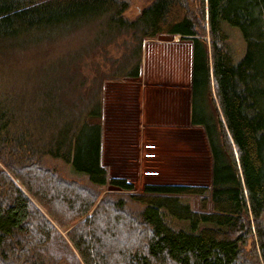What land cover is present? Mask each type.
Listing matches in <instances>:
<instances>
[{
  "label": "trees",
  "instance_id": "1",
  "mask_svg": "<svg viewBox=\"0 0 264 264\" xmlns=\"http://www.w3.org/2000/svg\"><path fill=\"white\" fill-rule=\"evenodd\" d=\"M129 8L130 0H0V264H264V0H154L135 19ZM80 31L91 32L90 49L131 36L132 53L109 81L140 77L146 39L191 41L188 114L208 145L209 186L137 191L111 177L103 85L83 106L69 103L68 59L42 71L49 79L38 95L31 78L5 75L17 51ZM48 158L87 182L61 176Z\"/></svg>",
  "mask_w": 264,
  "mask_h": 264
},
{
  "label": "rangeland",
  "instance_id": "2",
  "mask_svg": "<svg viewBox=\"0 0 264 264\" xmlns=\"http://www.w3.org/2000/svg\"><path fill=\"white\" fill-rule=\"evenodd\" d=\"M153 1L130 0L125 17L135 19ZM228 32L233 52L241 55L245 48L241 34L235 28ZM87 36L91 32L80 31L39 48L17 51L4 68L5 75L31 78V90L38 95L45 89L40 84L49 79L42 71L60 68L62 60L68 59L63 78L75 81L66 90L69 103L77 101L83 106L103 85L102 162L110 176L126 177L137 191L148 183L209 186L212 160L208 145L203 130L190 125L188 114L191 41L166 35L146 39L140 77L109 81L104 78L132 53L131 36L94 49L85 46ZM61 162L49 159L48 165L65 178L87 182Z\"/></svg>",
  "mask_w": 264,
  "mask_h": 264
},
{
  "label": "crops",
  "instance_id": "3",
  "mask_svg": "<svg viewBox=\"0 0 264 264\" xmlns=\"http://www.w3.org/2000/svg\"><path fill=\"white\" fill-rule=\"evenodd\" d=\"M180 37V36H179ZM104 117H105V115H104ZM103 142H104V139H103V135H102V156H103V147H104V144H103ZM104 165V164H103ZM106 167V166H105ZM107 168V167H106ZM108 169V168H107ZM109 171V170H108ZM110 174V173H109ZM111 177H113V178H125L126 179V177H124V176H111ZM128 180V179H127ZM129 181V180H128ZM129 182H131V181H129ZM131 183H133V182H131ZM134 184V183H133ZM135 185V184H134Z\"/></svg>",
  "mask_w": 264,
  "mask_h": 264
}]
</instances>
